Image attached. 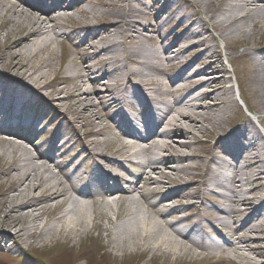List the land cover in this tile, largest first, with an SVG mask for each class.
<instances>
[{"label": "bare ground", "instance_id": "6f19581e", "mask_svg": "<svg viewBox=\"0 0 264 264\" xmlns=\"http://www.w3.org/2000/svg\"><path fill=\"white\" fill-rule=\"evenodd\" d=\"M0 1L5 2L0 7V249L17 252L34 240L28 244L34 250L60 252L58 240L77 244L99 229L123 255L137 250L152 258L159 252L200 257L212 249V258L264 264L256 260L264 249V135L258 129V125L264 129V0H195L186 9L181 5L189 0H118L108 4L112 8L108 20L84 25L72 22L71 14L73 9L85 17L95 14L93 8L78 7L83 0ZM55 17L72 22L71 31L62 32ZM173 27L174 35H168L166 29ZM65 38L82 41L94 53L91 62L96 69L82 62L72 90L56 89L62 79L54 47ZM172 38L174 44H169ZM218 39L229 48V63H242L235 71L241 100L257 121L244 117L225 76H210L225 73ZM239 47L244 48L241 54ZM157 77L166 81L165 90ZM94 83L111 89L100 90L111 101L108 108L116 111L111 130L139 142L134 152L122 155L145 170L127 183L133 186L130 190L122 189L106 171L125 169L123 160L92 149L95 142L69 157L65 148L71 143L55 138V159L51 149L33 156L22 146L7 147L13 143L8 134L36 145L39 127L65 117L62 103L89 114L95 106L89 100L97 96ZM50 89H54L50 99L43 97L42 92ZM35 100L40 106L33 113ZM136 101L141 105L140 119H128L124 106L136 111ZM119 113L122 120L117 119ZM198 133L215 141L202 169L194 166V157L179 150L190 144L178 138ZM83 160L91 172L83 170ZM67 169L73 171L70 178L85 184L62 173ZM200 169L209 173L208 179L195 175L171 187L163 184L165 173ZM140 183L159 186L150 195L154 201L149 208L161 225L134 211L112 233L89 217L93 192L113 197L119 191L124 197L105 203L107 208L121 201L132 208L138 204L134 192H143ZM208 192L223 204L207 207ZM184 197L200 203L191 202L188 209L174 204ZM123 216L116 211L117 220ZM169 216L177 218L167 222ZM62 258L65 263L70 260Z\"/></svg>", "mask_w": 264, "mask_h": 264}, {"label": "rangeland", "instance_id": "374dc122", "mask_svg": "<svg viewBox=\"0 0 264 264\" xmlns=\"http://www.w3.org/2000/svg\"><path fill=\"white\" fill-rule=\"evenodd\" d=\"M73 0H68L67 3L72 2ZM114 1L118 0H83L78 7H90L93 8L95 11L94 15L89 17H85L83 15H79L77 11L74 9L71 10V14L73 17L72 22L80 23V24H98L100 22H105L110 18L109 10L112 9L108 4H111ZM177 1H174L171 4L172 6L176 5ZM195 0H189L188 2L185 1L183 3V8H187L188 6L191 7ZM147 3V1H145ZM5 4V2L0 1V7ZM8 5V4H7ZM12 6V5H11ZM13 7V6H12ZM198 10L192 7V12L196 13ZM50 15L51 14L50 12ZM55 16V15H54ZM51 16V17H54ZM55 22L61 28V31H71V28L74 26L72 22L66 19L55 18ZM176 31V27L171 29H166V33L168 35H174ZM212 35L217 37L218 33L212 30ZM2 40V38H1ZM176 43V42H175ZM169 44H174L173 38ZM217 45L219 46V50L222 53V65L225 70V73H211V77H221L225 76L228 79L227 87H232V96L233 100L237 102V105L240 107L244 117L251 118L255 121L256 116L252 115L248 112L245 103L241 100V95L238 92V85H237V77L235 75L236 67H241V61L234 64L229 63L228 54L230 51L228 50V46L225 45L222 41L218 39ZM178 49H181L182 46L178 44ZM176 47V45H175ZM55 55L57 58L56 68L61 69V79L60 85L56 86V89H66L72 90L74 88V80L77 78L79 73V69L82 66V62L84 65L89 67V69H96L95 62H91V59L94 57L93 51H90L88 46H85L84 43L80 40L66 39L62 43H58L54 47ZM244 48L239 47L237 49V54L242 53ZM88 57V60L86 59ZM90 59V60H89ZM187 61H192V58H187ZM81 64V65H80ZM196 67V66H195ZM238 69V68H237ZM89 72H92L89 70ZM53 78V76H51ZM159 77H157L158 79ZM163 82L162 90H165L166 81L164 78H159ZM165 85V87H164ZM93 90L97 94L95 98L90 99L89 101L92 102L95 106L92 108L91 112L86 115H81L80 111L76 112L73 105L71 106L69 103H62L60 105V109L65 115L64 118H61L59 121L53 124H46L44 127H39V133L37 136V145H41L43 150L47 151L51 148V154L53 157L56 155V145H55V138L64 139V141H69L71 143V147H66L67 153L69 157L75 155V153L80 151L83 146L90 145L91 143L95 142L97 145L91 146L92 149L97 151H102L104 153H108L112 155L114 158L122 159L123 161V172H118L120 175L127 177L131 175L132 180H136L138 177L142 175L141 170L133 169L132 165L135 163L127 164L125 162L126 158L122 157V155L127 156V152H134V150L130 147H126L121 140H118V129H112V119L113 116L116 115L115 109H109L108 104L111 102L109 99L104 97V93L100 92L101 89L111 90L110 87L104 85H99L94 83ZM54 91V89H50L47 91H43V97L50 99V93ZM155 96V95H154ZM40 101L35 100L32 108L30 109L33 113L36 112ZM39 105V106H38ZM137 110L133 111L130 110L127 105L124 106L125 117L128 119L132 118L135 120L140 119V110L141 105L139 102L136 101ZM139 108V109H138ZM119 112V111H118ZM234 117L237 118L236 112H234ZM264 115V114H262ZM86 116H90L89 119ZM102 116V117H101ZM122 114L119 113L117 119L122 120ZM114 120V119H113ZM258 125V124H257ZM259 131L264 135V129L258 125ZM180 142L190 144L188 149H179L182 153L194 157L193 164L194 166H200L202 169V162L205 158H208V154L212 145L215 143L214 140L207 134H197V136L192 137H180L178 138ZM166 141V140H165ZM209 141V142H207ZM154 141H151L152 144ZM167 142V141H166ZM149 143V144H150ZM157 143V142H156ZM80 146H79V145ZM178 144V143H176ZM20 145L16 143H8L9 149H14L19 147ZM61 146V144L59 145ZM4 147V148H7ZM81 147V148H80ZM27 153L30 155L35 156V152L26 149ZM54 152V153H53ZM120 152V153H119ZM119 154V155H116ZM58 161V160H57ZM82 166L86 172H91L89 162L83 160ZM199 171H192L190 173H165L166 177L163 180V184L166 186H170L169 184L176 182L185 183L191 181L192 177L195 175H199L202 178L208 179L209 173L206 170ZM54 170V169H53ZM115 171V168L107 167V171ZM166 170V169H165ZM62 171V170H61ZM67 174H72L71 169H67L65 171ZM62 172L63 174L65 173ZM130 174V175H129ZM65 180V178H63ZM119 184L122 185V181L119 180ZM173 186V185H172ZM146 192L143 194H136L134 196L135 199L138 200V204L135 207H130L128 202H119V204L111 205V208H107L105 203L111 200L109 203L116 202L110 196H106L105 193L102 191L95 193L94 198L88 200V207H89V217L95 220L94 222L98 225H101L103 228L110 230L112 233L116 232L117 226L120 225L124 220H126L129 213L138 211L144 219H148L149 222L156 224L160 223L159 216L154 213L153 210L149 208V204H151L152 199L151 193L158 190L159 186H145ZM171 187V186H170ZM193 193V192H192ZM124 197L122 194L119 195V199ZM207 207H220L223 204L215 194L209 193L206 195ZM191 202L196 203L197 205L200 203V200L195 199L191 201L189 198L184 197L183 199L175 200L174 204L176 206H181L182 209H188L191 205ZM118 203V202H117ZM160 209V208H158ZM116 211L123 212L124 216L122 219L117 220ZM191 212V215H196V211ZM177 218V217H176ZM174 217H167L165 220L167 222L173 223L176 220ZM243 219V218H241ZM161 225V223H160ZM202 232V231H201ZM203 234V232H202ZM226 234H228L226 232ZM111 237L107 234V232H101L99 229H94L90 237L86 240L81 241L80 243L74 244L73 242H69L66 244L65 239L58 240L60 252L56 250L50 249L48 251H43L42 249L34 250L28 244L34 242V240L27 241V244L21 246L17 252H7L5 249H0V264H74L78 260L80 264H247L244 260L237 259V258H212L210 256H200L196 257L191 254L180 255V256H173V255H166L164 253H158L157 258H152L148 255H143L140 251L134 250L132 252H128L126 254H122L119 251H115L113 246L111 245ZM55 243V244H56ZM68 244V245H67ZM70 244H74V249H70ZM264 245V244H263ZM47 247H51L50 245ZM46 247V248H47ZM196 251H201L197 249ZM206 252V251H204ZM207 253V252H206ZM262 253V256L256 258L257 262L263 263L264 262V249H260L258 254ZM70 257L67 263L64 262L62 257ZM254 256V255H252ZM255 257V256H254Z\"/></svg>", "mask_w": 264, "mask_h": 264}]
</instances>
